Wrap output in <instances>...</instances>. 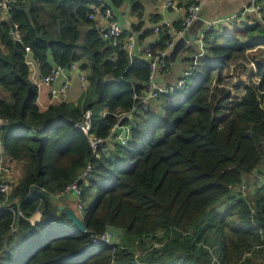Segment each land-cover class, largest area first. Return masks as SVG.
<instances>
[{
  "label": "trees",
  "instance_id": "1",
  "mask_svg": "<svg viewBox=\"0 0 264 264\" xmlns=\"http://www.w3.org/2000/svg\"><path fill=\"white\" fill-rule=\"evenodd\" d=\"M92 3L98 4L20 0L0 22V160L4 154L19 180L9 195L0 194V264H137V247L146 249L143 264H256L264 252V180L251 199L231 185L264 162V11L219 40L206 39L205 52L176 93L119 120L132 109L151 68L145 57L99 36L89 17ZM133 9L141 15L140 5ZM13 22L21 41L10 31ZM168 40L162 28L150 44L153 52ZM27 45L41 73L70 61L88 71L89 86L76 103L39 104ZM238 57L253 63L260 85L246 84L231 99L221 75ZM215 76L218 84L209 92ZM88 108L98 137H107L118 121L133 126L127 141L106 143L80 182L82 207L74 210L82 230L50 192L74 181L92 157L77 126ZM88 191L93 198L87 199ZM218 202L226 205L217 209ZM37 210L41 218L33 222ZM18 211L24 216L13 228ZM108 228L113 243L92 244L90 232Z\"/></svg>",
  "mask_w": 264,
  "mask_h": 264
},
{
  "label": "built area",
  "instance_id": "2",
  "mask_svg": "<svg viewBox=\"0 0 264 264\" xmlns=\"http://www.w3.org/2000/svg\"><path fill=\"white\" fill-rule=\"evenodd\" d=\"M20 0H0V22L6 20L11 12V8L13 3L18 2ZM98 4L92 3L91 12L89 13V17L93 20V26L98 30V34L105 40H108L112 45H118L119 47L127 50L129 53L132 52L133 43L136 41V33L130 32L126 28L122 26L121 23L115 18L114 11L102 0H96ZM162 3L166 7H175L176 3L174 0H162ZM244 12H251L257 18L262 17V13L264 11V0H250L248 5H244ZM186 14L181 21V26L178 27L172 24L169 20H164L161 23H157L154 25V32L157 34L161 31L162 28H165L168 35L169 40L164 48L158 49L157 52H153L150 45H147V48L144 53V57L148 60L150 65V73L145 81L146 86L142 89V92L135 93L134 105L131 110L122 112L118 114L119 120L122 117L127 116L128 113H133L140 108L144 110H149L151 107V101L158 100L159 96L164 93H176L177 89L182 87L185 83V77L191 75L196 67V63L198 58L205 52L206 50V35L209 31H211L214 27V23L217 20L207 22L206 26L202 29L198 38L199 52L195 54L193 60V66L191 69L185 71L176 81L175 84H165L158 83L156 77L157 72L161 68L165 69L169 66L168 57L170 49L173 47L177 36L183 33L186 29L190 27V25L195 21L197 17H199L200 12V2L194 1L193 3L186 6ZM98 18H103L104 22H100ZM10 31L13 34L14 39L21 41V31L19 30L18 24L13 22ZM26 49V63L29 64V68L32 71V78L38 89H42V87L48 88L50 98L52 100H58L60 102L69 101V93L72 88L73 78H77L80 85V90L84 93L88 88V78L86 69H82L80 66V62L78 61H70L65 64L53 63L51 64L49 70L46 73H37L36 68L40 69L38 62L35 60L32 55V49L27 45L24 47ZM107 110H104L102 115H105ZM91 115L92 110L90 108L86 109L82 119L77 123V126L82 129V131L87 135L88 140L90 141V145L92 147V157L89 159L86 168L75 178L74 181L67 184L63 189L50 192L52 197L60 203H63L64 200L72 197L76 201H78V207H82V186L80 182L86 181L89 173L94 168V164L96 159L100 157L101 149H106V143L108 144L110 140H116L119 142H125L129 138L131 128L133 124H121L119 121L113 125L111 128L110 134L107 137L101 138L96 136L91 131ZM4 123V119L0 117V138H1V126ZM3 152V147L1 148ZM10 168L3 164L2 160L0 161V194L9 195L11 193L12 188L15 185V181H10L6 179L4 173L9 172ZM253 175L254 180L262 181L263 176L257 172V168L251 173ZM262 179V180H261ZM247 184L245 179L236 183V185H231V189L236 191L239 190L242 194L246 195ZM46 190L45 188H43ZM24 216L21 211L17 212V216L12 222V227H16V223L18 222V217ZM161 233V232H159ZM90 240L94 245H106L112 244L114 241V234L108 228L103 232H90ZM155 245H161V243H156ZM261 244H256V246H260ZM146 249H135V260L137 264H143L142 256H144Z\"/></svg>",
  "mask_w": 264,
  "mask_h": 264
},
{
  "label": "crops",
  "instance_id": "3",
  "mask_svg": "<svg viewBox=\"0 0 264 264\" xmlns=\"http://www.w3.org/2000/svg\"><path fill=\"white\" fill-rule=\"evenodd\" d=\"M102 1L114 11L115 18L124 28L136 33V41L133 43L130 54L141 55L143 57L147 45L155 44L159 39L160 32L157 34L154 32V25L164 20H169L175 26L179 25L186 14V6L194 1L200 2L199 17L195 19L188 29L177 36L173 47L170 49L168 57L169 66L165 69L161 68L157 72L156 79L158 83L165 84H175L185 71L192 68L195 54L199 52V34L207 22L217 20L214 23L213 29L207 33L206 38L207 42H214V40H219L221 35L231 32L234 27L244 26L243 24L252 17L251 12H244V5H248L250 0H174L176 3L175 7L164 6L162 0H123L119 5L115 4L114 0ZM134 5H140L141 15L137 14V11L133 9ZM98 20L104 22L103 18H98ZM138 23H140V29L139 31H134L133 25H138ZM40 72V69L36 68V74ZM86 73H88L87 70ZM80 91L79 81L77 78H73L68 100L76 103ZM51 101L47 86L42 87L39 90V104L47 107ZM157 101H151V105L159 104ZM1 160L4 165L8 166L4 154ZM9 168V172L4 173V176L6 179L15 181V184H17L19 181L17 171L13 165ZM244 179L250 191H254L255 185L260 183V181L254 180L251 173L245 174ZM63 203L69 204L73 208L78 206V201L72 197L64 200ZM41 214V210L35 211L31 215V220L33 222L39 220ZM34 215L37 218H34Z\"/></svg>",
  "mask_w": 264,
  "mask_h": 264
},
{
  "label": "rangeland",
  "instance_id": "4",
  "mask_svg": "<svg viewBox=\"0 0 264 264\" xmlns=\"http://www.w3.org/2000/svg\"><path fill=\"white\" fill-rule=\"evenodd\" d=\"M221 79H222V82H224L223 84L227 88H229L231 99L239 98L240 95L244 92L246 84H256L257 86L260 85L259 77L256 75V69L253 63L248 62L247 60H244L241 57L233 58V60L229 62L225 70L222 72ZM212 82L213 83L210 85L209 92H211L212 89L215 87V85L218 84L217 76H215ZM81 95H82V92L80 91L79 98L81 97ZM261 100H262V105L264 106V97ZM257 172L261 174L264 179V162L262 163V166L260 168H257ZM256 188H258L257 184L255 185L254 190ZM252 192L253 191H250L247 188L245 197L251 199ZM92 196H93L92 191H88L86 193L87 199L93 198ZM225 205L226 204H224L223 202H218V204L216 205V208L217 209L222 208ZM237 221H239V218L236 219V222ZM213 245L214 247H216V250H217V247H218L217 240H215V243H213ZM136 249H141V247H137ZM211 249L210 250L212 251V257L214 261L218 262L219 257L217 255V252L214 250V248L211 247ZM251 250L253 251L254 249H251ZM252 254L255 255L257 253L254 250ZM258 254H262V255L257 257L256 264H264V252L258 253Z\"/></svg>",
  "mask_w": 264,
  "mask_h": 264
},
{
  "label": "water",
  "instance_id": "5",
  "mask_svg": "<svg viewBox=\"0 0 264 264\" xmlns=\"http://www.w3.org/2000/svg\"><path fill=\"white\" fill-rule=\"evenodd\" d=\"M128 117H132V114L131 113H128L127 114ZM60 209H63V211L66 213L67 217L69 216L70 218H72L74 220V222L82 229V230H85L86 229V226L83 222V220L77 216L75 210L73 207L71 206H66L64 204H61L59 205Z\"/></svg>",
  "mask_w": 264,
  "mask_h": 264
}]
</instances>
